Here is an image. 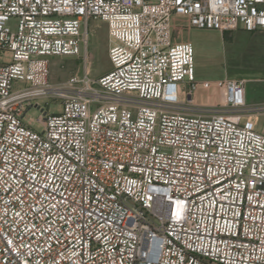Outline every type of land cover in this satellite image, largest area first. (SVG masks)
I'll return each instance as SVG.
<instances>
[{"label":"built area","instance_id":"2783aa9c","mask_svg":"<svg viewBox=\"0 0 264 264\" xmlns=\"http://www.w3.org/2000/svg\"><path fill=\"white\" fill-rule=\"evenodd\" d=\"M178 18L264 31V0H0V264H264V104L226 78L198 105ZM93 21L113 70L55 88L51 58L86 54Z\"/></svg>","mask_w":264,"mask_h":264},{"label":"rangeland","instance_id":"374dc122","mask_svg":"<svg viewBox=\"0 0 264 264\" xmlns=\"http://www.w3.org/2000/svg\"><path fill=\"white\" fill-rule=\"evenodd\" d=\"M175 37L179 43H191L195 50L196 103L212 106L220 103L217 83L226 78L246 80L247 99L250 105L264 104V31L254 33L242 29L221 33L217 30H200L189 26L187 19H175ZM226 37V39H225ZM110 36L107 24L93 21L89 26L87 53L83 47L79 57H52L51 83L63 90L72 77H82L88 72L92 79H99L113 70L109 57ZM211 83L210 89L203 86ZM187 81L180 84L182 100H185ZM52 91L48 97L34 101L28 111L27 121L40 131L37 120L42 109L55 114L62 110L63 99ZM257 129L264 131V116L256 120Z\"/></svg>","mask_w":264,"mask_h":264},{"label":"crops","instance_id":"0c3cea01","mask_svg":"<svg viewBox=\"0 0 264 264\" xmlns=\"http://www.w3.org/2000/svg\"><path fill=\"white\" fill-rule=\"evenodd\" d=\"M217 98H220V97H217ZM220 100H221V98H220Z\"/></svg>","mask_w":264,"mask_h":264},{"label":"trees","instance_id":"16d2710c","mask_svg":"<svg viewBox=\"0 0 264 264\" xmlns=\"http://www.w3.org/2000/svg\"><path fill=\"white\" fill-rule=\"evenodd\" d=\"M225 39H226V37H225Z\"/></svg>","mask_w":264,"mask_h":264}]
</instances>
